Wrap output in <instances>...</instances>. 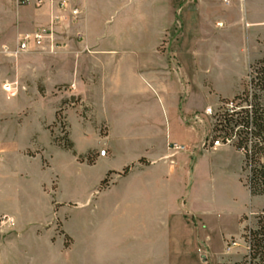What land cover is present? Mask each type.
I'll return each mask as SVG.
<instances>
[{
	"label": "crops",
	"instance_id": "1",
	"mask_svg": "<svg viewBox=\"0 0 264 264\" xmlns=\"http://www.w3.org/2000/svg\"><path fill=\"white\" fill-rule=\"evenodd\" d=\"M60 1L33 17L35 31L54 26L60 48L51 51L47 43L40 51L21 52L15 58L0 54V202L7 199L4 204L11 207L9 194L26 195L20 207L29 209L32 218L31 210L45 201L41 195L58 191L57 178L48 182L41 173L50 167L48 158L40 157L44 150L15 142L8 133L12 121L20 124L31 113L28 100L22 106L14 98H27L33 92L40 99L46 97L51 83L56 111L43 128L53 139L49 125L56 121L61 104L69 102L65 116L76 154L52 141L62 149L56 151L71 152L80 167L93 174L85 182L86 198L69 203L81 214L75 216L72 234L75 259L83 260V249L92 251L89 241L94 240L96 219L101 218L121 220L128 259L137 264H170L174 248L181 250L178 261L194 258L195 250L211 246L214 226L220 241L232 239L224 224L230 217L244 231L245 221L258 212L260 196L252 195L244 182L243 158L232 147L203 149L202 140L210 132L207 116L192 120L194 113L219 99L240 94L237 83L260 57L256 53L247 57L230 93L221 89V75L234 77L237 64L221 59L226 24L220 0H69L81 9L76 22L69 9L59 7ZM245 2L235 0L233 8L242 10ZM6 9L0 4V15ZM262 23L264 18L245 17L246 26ZM1 24L0 20V29ZM6 83L17 89L9 98ZM73 120L84 136L96 139L84 150L73 139ZM173 143L186 149L175 151L170 148ZM102 149L107 150L105 155H100ZM32 188L37 198L30 196ZM64 205L53 198L56 218L32 221L36 223L25 228L17 214L0 207V218L13 222V228L0 232V246L3 240L28 237L31 257L44 260L52 250L64 258L68 227L66 232L58 227L60 220L68 223L67 216L58 215ZM118 222L113 221L114 227ZM178 232L184 237L172 240Z\"/></svg>",
	"mask_w": 264,
	"mask_h": 264
},
{
	"label": "rangeland",
	"instance_id": "2",
	"mask_svg": "<svg viewBox=\"0 0 264 264\" xmlns=\"http://www.w3.org/2000/svg\"><path fill=\"white\" fill-rule=\"evenodd\" d=\"M57 1L60 0H45L41 5H39L36 0H0V4L8 8L2 11V14L0 15V20L2 23L0 29V54L5 57L15 58V56L21 53H16L18 40L27 33H33V31L35 32L34 29L36 26L33 24V17L36 14L44 12L48 6L53 8V4L55 5ZM232 1L233 5L231 7L230 3H227L226 0H220L219 2V5H221V16L223 22L226 24L225 28L222 30V41L224 42L221 44L223 48L221 51V59L224 63L231 66L237 64L235 68L236 70H234V77L228 76L230 74H224L221 75L222 78L219 79L220 87L226 93H230L232 89H234V86L241 75L243 65L247 61V57L250 54H258L260 56L259 59L264 57V23L258 25L260 27L256 28V24L252 26H246L245 24V17L248 18L249 21L254 20L255 17L264 18V0H246V6L243 9L242 5V10H235L233 6L234 4L236 5V3L235 0ZM241 17L244 18L241 19ZM43 22L45 23L46 21ZM257 34H260V38L258 37L259 35L256 38ZM40 50L41 49L33 48L29 51L36 52ZM259 59L253 61L252 64H254ZM251 65L248 67L242 79L237 83L240 84L241 87L240 94L243 93L244 88L246 87L248 75L251 71ZM48 87V96L41 99L39 96L35 95L36 92L30 94V96L27 98L23 96L14 98V101H17L18 104H22V106L25 104L26 100H28L30 103L29 107L31 113L29 116H24V120L20 124H18V122L12 121L9 125L8 133L11 135L12 139L15 138V142L25 143L33 150H44L40 157L48 158L50 167L45 168L43 171H41V173L43 172V175L48 179V182H51L54 177L57 178L58 191L56 195H54L55 192L53 191L52 193L45 192V194L43 193V195H41L44 197L45 201H43V203L40 202L42 205L40 204L38 208L35 207L31 210L33 212L32 218L28 217L29 214L27 212L29 209H23L20 207L21 201H26L28 198H26V195L22 197L23 195L16 191H14V195H8L15 205L12 204L11 207L9 204L5 205L4 203H6L7 199H3V202H0V207L5 208L8 212L12 213L13 211L15 214H17L22 228H25L27 225H33V223H36L40 219H45L49 216L56 218V214L54 213L52 206L53 198H57L62 204L66 203V205H64L65 207H63L58 214L61 218H65L66 216L69 218L68 223L67 221L65 222V220H60V222H58L60 224L58 225L60 231H62V228L66 232L65 228L68 227V231L66 232L67 234H65L63 237L66 246L65 253L63 255L64 258H61L58 252L52 250L46 252L47 257L44 260H37L35 256L31 257L30 254H33V252H31L32 249L27 248L31 242L30 239L26 237L23 240L15 239L9 240L8 242L3 240V243L0 246V264H137V260L133 261L132 258L128 259V251L126 249L127 240L125 239L123 241L121 220H112L111 218L96 219L97 227L95 226V230L97 228V233L93 235L94 240L92 242L89 241V243H92L93 246L90 244L88 245V247L92 246V251L89 249H83L81 253L83 255V260L81 259L78 261V259L74 258L73 243L75 241L72 237L74 232V220L75 216H81V214L79 211L74 209V206L69 205V203L76 202L75 200L79 199L84 200L86 198L87 192L85 191V188L88 183L85 182L88 180V178H91V176L93 177V174L91 173L92 171L90 169L80 167L79 162L71 152L56 151L62 149L57 147L53 141L62 144L69 140L68 123L65 116V110L70 106L69 102L64 101L63 104H61L60 109L57 112L56 121L49 125V130L53 135V139L51 134L43 128L44 124H47L54 118L56 111L55 105L57 99L52 96V91H50L51 83L48 84ZM15 88L16 87H13L11 90L4 89L6 98H9L17 93V89ZM234 98L235 97L231 99L234 100ZM2 101H4V97L2 98ZM219 101L220 99L218 102ZM235 102L238 105L244 104L241 99H235ZM198 115H206L205 110L194 113L192 120L199 121L195 119ZM205 124L208 126L211 125V121L208 116L205 120ZM72 136L79 150L86 149L90 143L96 141V139L92 136H84V134L79 131L78 122L74 120ZM203 143L204 140H202L203 149L210 151L218 150L222 147L234 148L242 156L244 165V154L235 146L225 145L217 149H212L209 147H204ZM40 161L41 158H38L34 163V169L36 171H39L40 169L38 167ZM30 196L37 198L38 192L32 188ZM259 196L258 212L251 213L250 219L245 221L246 226L244 231L240 226L234 223V218L230 217L224 221V224L226 227V235L227 232H231L232 235H234L232 239H229L224 243L220 241L217 227L214 226L211 228V231H216L212 235L213 241L211 242L210 247H202L203 251L199 250L197 252L195 250L194 258L188 256L187 258L181 259L179 261L178 257L181 253V250L179 248H174L172 249L171 260H168V263L238 264L241 262L249 251V246L246 239L247 229L254 228L256 226L258 221L257 216L264 211V195ZM25 204L26 202H24V205ZM17 206H19L18 209H16ZM113 221H119L117 223V227H114L116 224H114ZM65 225L67 227H65ZM4 227L13 228L12 220L9 218H0V232H2ZM197 231H200L199 228ZM193 236L194 239L197 240L196 233H193ZM183 237L184 234L178 232L176 235H172L171 239L174 240ZM164 238H169V236H164ZM231 240L232 242L237 243V245L233 246L231 249H228L227 242ZM53 241H56V237L53 239ZM37 250L38 249H35L34 251ZM79 253L80 251L78 250V255Z\"/></svg>",
	"mask_w": 264,
	"mask_h": 264
},
{
	"label": "trees",
	"instance_id": "3",
	"mask_svg": "<svg viewBox=\"0 0 264 264\" xmlns=\"http://www.w3.org/2000/svg\"><path fill=\"white\" fill-rule=\"evenodd\" d=\"M235 98L244 102V104H241L243 107L234 114L226 115L225 124L227 126L241 125L244 141H248L252 137L251 194L264 195V162H262L264 156V57L251 65L246 87L243 93L238 94ZM246 104L251 107H244ZM61 145L76 154L74 143L71 140H67ZM80 159H84V157L80 156ZM87 160L89 163L94 162L91 156L87 157ZM107 183L108 177L102 181V187L106 186ZM257 217L256 226L246 228L249 251L238 264H264V211Z\"/></svg>",
	"mask_w": 264,
	"mask_h": 264
},
{
	"label": "built area",
	"instance_id": "4",
	"mask_svg": "<svg viewBox=\"0 0 264 264\" xmlns=\"http://www.w3.org/2000/svg\"><path fill=\"white\" fill-rule=\"evenodd\" d=\"M39 5H41L45 0H36ZM59 7L63 10L70 11L72 22H76L79 19L81 14V9L76 5H70L69 0H62L59 2ZM55 21L59 22L61 18L56 16ZM47 43H50L51 51H54L62 46L56 40V31L54 26L51 27H42L36 30L33 33H27L22 36L18 40L16 53L18 52H25L31 49H42L46 46ZM6 90H10L11 87L9 84L5 85ZM235 99H224L220 100L216 105L208 106L205 109V114L210 118L211 125H210V132L204 138V147H209L212 149H217L221 146L225 145H232L238 148L240 151L243 152L245 160H244V182L247 187L250 189L252 188L251 180H252V170L253 164L251 161V154L253 153L252 150V142L253 139L250 137V140L244 141L242 128L241 125L234 126L230 125L227 126L225 124V116L234 114L241 110L243 106L241 104H237ZM244 107H251L246 104ZM196 120L201 121V117L198 115L195 118ZM170 148L179 151L185 150L186 146L173 143L170 145ZM107 152L106 149L100 150V155H105ZM262 162H264V156L262 157ZM228 249H231L233 246L237 245V243L229 241L227 242Z\"/></svg>",
	"mask_w": 264,
	"mask_h": 264
}]
</instances>
